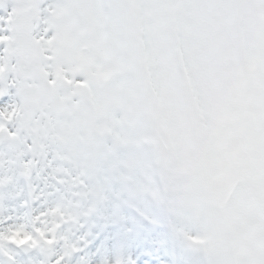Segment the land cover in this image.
<instances>
[{
  "label": "snow or ice",
  "instance_id": "6c2138e0",
  "mask_svg": "<svg viewBox=\"0 0 264 264\" xmlns=\"http://www.w3.org/2000/svg\"><path fill=\"white\" fill-rule=\"evenodd\" d=\"M0 105V190L83 187L64 165L95 160L52 142L84 128L100 138L87 153L144 145L165 161L207 264H264V0H0ZM46 212L55 227L36 234L59 248L51 264H70L78 217Z\"/></svg>",
  "mask_w": 264,
  "mask_h": 264
},
{
  "label": "rangeland",
  "instance_id": "374dc122",
  "mask_svg": "<svg viewBox=\"0 0 264 264\" xmlns=\"http://www.w3.org/2000/svg\"><path fill=\"white\" fill-rule=\"evenodd\" d=\"M2 107V105H0ZM56 139L52 147L63 155L72 157L73 148L80 150L82 160H95L94 167L73 170L65 164L72 176L77 171L85 173L84 186L72 183L71 176L54 195L44 190L43 181L33 180L35 189L21 180L16 189L11 186L0 190V235L15 233L17 241L32 237L25 244L43 241L36 229L48 233L55 225L46 210L53 204L60 205L67 213H75L77 222L64 229H71L80 241V251L73 254L70 264H207L203 250L190 247L182 232L196 236L181 214L176 197L171 191L168 171L161 167L157 155L147 146H126L118 148L114 157L105 159L102 155L84 151L91 139L99 137L84 128H76L71 136L54 129ZM111 139L105 145L111 146ZM134 159V167L125 168L121 161ZM115 162V164H114ZM114 164V166H113ZM43 175V174H42ZM63 175V174H61ZM78 205V207H77ZM92 209L85 215L88 209ZM44 211L45 215H40ZM10 230V231H9ZM44 242V241H43ZM50 256L37 253L23 256L16 246L7 240H0V252H8L16 261L26 264H51L60 251L52 246ZM0 264H7L0 256Z\"/></svg>",
  "mask_w": 264,
  "mask_h": 264
},
{
  "label": "water",
  "instance_id": "95a60500",
  "mask_svg": "<svg viewBox=\"0 0 264 264\" xmlns=\"http://www.w3.org/2000/svg\"><path fill=\"white\" fill-rule=\"evenodd\" d=\"M159 159H160V162H161L163 168L166 170L165 161H164L161 157H159ZM20 250H21V252H22L24 255H28V254L34 252L35 250H38V252H39L40 254H49L50 251H51V246H49V245H45V244H43V243L41 242V243H40L38 246H36L35 248H27V247H26V248H20Z\"/></svg>",
  "mask_w": 264,
  "mask_h": 264
}]
</instances>
